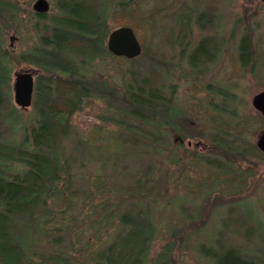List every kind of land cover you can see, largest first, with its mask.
Instances as JSON below:
<instances>
[{
	"label": "trees",
	"instance_id": "16d2710c",
	"mask_svg": "<svg viewBox=\"0 0 264 264\" xmlns=\"http://www.w3.org/2000/svg\"><path fill=\"white\" fill-rule=\"evenodd\" d=\"M51 1V10L35 11L22 8L21 0H0V264H73L64 243L68 231L62 227L67 212L66 209L55 212L54 199L65 200L69 207L73 165L85 158L88 162L98 159L91 152L87 156V147H80L84 143H88V148L96 145L82 137L75 140L71 151L65 146V140L74 139L77 133L72 118L84 100L103 99L121 114L112 121L124 132L119 135L124 145L140 143L152 151H157V146L166 140L160 129L168 125L177 128L175 120L182 114L172 103V90L169 95L164 92L158 71L160 60L154 55H144V47L139 55L125 57L131 65L126 68L127 76L120 88L111 84L108 77L94 72L97 60L106 55L118 56L106 44L113 28L110 24L113 12L138 0ZM157 12L150 11L144 18L162 33L164 26L159 22L162 14ZM23 13L32 16L30 29L34 40L16 51L7 44L5 31L8 25L16 29ZM213 15L210 8L198 9L181 1L172 16L170 31L173 33L174 26H178L173 42L183 48L190 46L187 36L192 24L205 29L213 25ZM251 34L247 30L240 36L236 50L240 64L252 71L261 55L252 43ZM171 35L165 34V38ZM218 46L215 36L202 35L190 47L189 64L195 68L213 62ZM20 62L36 67L32 103L27 113L12 100L13 72ZM209 85L211 107L219 119L213 115L214 128L206 131L209 148L195 147L191 155L205 166L239 176L233 164L252 156L264 158L250 130L251 116L259 113L243 110L240 96L230 87ZM177 132L182 138L193 135L191 132L185 135L181 129ZM242 204V199L236 198L226 208L214 236L199 244V253L211 264H264V247L248 248L256 236L262 237L258 225L264 219L252 208L244 207L241 213ZM116 216V229L102 246L93 250L92 263L147 264L158 233L151 206L129 201ZM232 234L244 236L247 247L234 244ZM42 240L47 243L45 249L39 247ZM172 244L169 242L156 253L153 264H169Z\"/></svg>",
	"mask_w": 264,
	"mask_h": 264
},
{
	"label": "rangeland",
	"instance_id": "374dc122",
	"mask_svg": "<svg viewBox=\"0 0 264 264\" xmlns=\"http://www.w3.org/2000/svg\"><path fill=\"white\" fill-rule=\"evenodd\" d=\"M34 1L21 0V6L25 10H33ZM181 1L194 8L214 11L213 25L199 29L192 24L187 36L191 44L187 48L173 42V38H177L178 26H174L173 33L170 31L172 16ZM49 3L50 9L53 2L49 0ZM154 10L162 14L159 21L164 26L162 33L144 18ZM23 15L16 29L8 25L5 31L7 44L16 51L34 40L30 29L32 16ZM112 16V27L122 24L132 26L142 48H145L144 55H154L160 60L158 71L164 92L169 95L172 90V103L182 113L175 120L176 126L185 135L189 132L193 135L182 138L175 126L168 125L160 129L166 140L156 147L157 151L140 143L125 142L124 145L119 137L123 131L112 121L121 114L107 106L100 97L84 100L81 109L72 118L77 133L74 139L65 140V146L71 151L75 140L82 137L96 145L88 148L86 142L80 147H87V156L91 152L98 159L92 158L88 162L85 158L73 165L69 207L65 205V200L54 199V211L66 209L68 216L62 224L68 231L65 246L71 253L73 264H93L91 254L116 229L119 210L135 200L151 206L158 226L147 264H153V257L169 242H173L169 264H211L199 253V244L214 236L226 215V208L236 198L242 199L241 213L244 207L252 208L264 219V158L252 156L250 160L235 162L233 166L239 172V176H235L205 166L191 155L195 147L209 148L206 131L214 128L213 115L219 119L211 107L209 84L230 87L240 96L243 110H252L253 113L256 110L251 104V97L264 88V0H138L125 9H117ZM247 30L251 31L252 43L261 55L252 71L240 64L236 50L240 36ZM165 34L172 35L165 38ZM202 35L217 38L218 54L213 62L193 68L188 62V53ZM130 65L131 61L125 57L106 55L97 60L94 72L97 76L101 77V73L108 77L111 84L120 88L127 76L126 68ZM30 69L36 67L20 62L15 65L14 71ZM29 111L30 106L24 108L25 113ZM258 113L251 116L250 122L254 142L264 131L263 119ZM62 186L63 183H60L59 187ZM263 222L258 225L262 237L256 236L248 244L244 236L232 234L231 241L243 247L248 244V248L254 245L264 247ZM39 247L45 249L47 243L42 240Z\"/></svg>",
	"mask_w": 264,
	"mask_h": 264
},
{
	"label": "water",
	"instance_id": "95a60500",
	"mask_svg": "<svg viewBox=\"0 0 264 264\" xmlns=\"http://www.w3.org/2000/svg\"><path fill=\"white\" fill-rule=\"evenodd\" d=\"M49 7V0H35L32 4L35 11H47ZM106 44L112 54L127 58L135 57L142 51V45L134 28L128 24L113 27L108 33ZM35 73L36 69L13 72V100L22 108H27L32 103ZM251 104L260 112L264 124V88L252 95ZM255 143L264 155V131L256 137ZM195 144L199 145V142Z\"/></svg>",
	"mask_w": 264,
	"mask_h": 264
}]
</instances>
